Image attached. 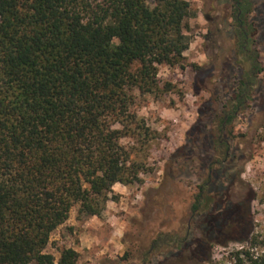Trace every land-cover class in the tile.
I'll list each match as a JSON object with an SVG mask.
<instances>
[{"label": "trees", "instance_id": "obj_1", "mask_svg": "<svg viewBox=\"0 0 264 264\" xmlns=\"http://www.w3.org/2000/svg\"><path fill=\"white\" fill-rule=\"evenodd\" d=\"M255 6L232 0L233 86L200 106L167 164L166 182L188 166L202 178L194 227L176 242L184 250L243 243L252 230L250 210L228 191L247 160L235 121L264 88ZM194 16L189 0H0V264H77L72 246L59 258L46 251L53 232L75 206L78 220L101 218L120 197L116 183L144 182L139 146L157 131L132 110L136 92L172 89L159 66L184 67ZM262 244L258 254L236 250L234 264H264Z\"/></svg>", "mask_w": 264, "mask_h": 264}, {"label": "rangeland", "instance_id": "obj_2", "mask_svg": "<svg viewBox=\"0 0 264 264\" xmlns=\"http://www.w3.org/2000/svg\"><path fill=\"white\" fill-rule=\"evenodd\" d=\"M189 2L195 16L190 20L191 43L185 52L184 67L159 66L158 78L162 84L170 82L172 89L159 96L136 92L132 110L157 131L153 140L139 146L138 155L146 164V171L140 174L144 182L127 186L122 195L114 190L120 197L107 202L101 218L78 220L75 206L66 223L53 232L46 248L56 258L59 249L72 246L80 254L77 264H234L236 250L251 246L258 254L263 248L264 88L234 124L235 132L240 134L237 143L247 160L242 180L233 183L228 193L233 201L243 202L250 210L249 238L243 243L215 244L212 249L198 241L186 250L176 245L194 227L190 208L202 178L188 166L166 182L167 164L186 142V133L197 120L200 106L214 97L213 91L223 97L238 71L230 26L232 0ZM255 4L252 18L259 24L258 48L264 64V0H255ZM192 64L201 69L195 72ZM260 77L264 87V72ZM134 141L122 139L124 144ZM161 232L168 234L165 244L156 242ZM195 234L198 237L200 232L195 230ZM252 236L257 237L255 245Z\"/></svg>", "mask_w": 264, "mask_h": 264}, {"label": "crops", "instance_id": "obj_3", "mask_svg": "<svg viewBox=\"0 0 264 264\" xmlns=\"http://www.w3.org/2000/svg\"><path fill=\"white\" fill-rule=\"evenodd\" d=\"M114 190L117 191V193H119L120 195H122L123 193H125V190H127V186L121 183H116L114 185Z\"/></svg>", "mask_w": 264, "mask_h": 264}]
</instances>
